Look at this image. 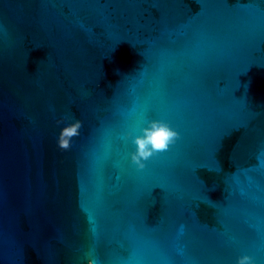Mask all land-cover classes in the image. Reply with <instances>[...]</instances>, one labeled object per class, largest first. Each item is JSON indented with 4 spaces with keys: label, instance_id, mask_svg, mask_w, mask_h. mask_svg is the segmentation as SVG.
I'll use <instances>...</instances> for the list:
<instances>
[{
    "label": "water",
    "instance_id": "1",
    "mask_svg": "<svg viewBox=\"0 0 264 264\" xmlns=\"http://www.w3.org/2000/svg\"><path fill=\"white\" fill-rule=\"evenodd\" d=\"M152 119L178 135L138 167ZM243 253L264 264V0H0V264Z\"/></svg>",
    "mask_w": 264,
    "mask_h": 264
},
{
    "label": "clouds",
    "instance_id": "2",
    "mask_svg": "<svg viewBox=\"0 0 264 264\" xmlns=\"http://www.w3.org/2000/svg\"><path fill=\"white\" fill-rule=\"evenodd\" d=\"M81 126L82 121L79 118L63 123L57 134V144L62 148L69 147L71 138L79 134ZM177 135L176 129L167 122L159 119L150 120L143 129V134L134 137L135 148L129 153L131 160L138 167H143L146 158L155 150L166 148ZM189 264H195V261H189ZM235 264H255V261L247 253H243L237 256Z\"/></svg>",
    "mask_w": 264,
    "mask_h": 264
}]
</instances>
